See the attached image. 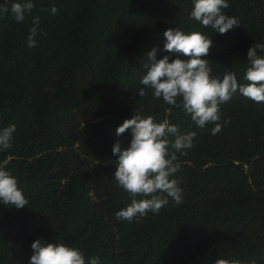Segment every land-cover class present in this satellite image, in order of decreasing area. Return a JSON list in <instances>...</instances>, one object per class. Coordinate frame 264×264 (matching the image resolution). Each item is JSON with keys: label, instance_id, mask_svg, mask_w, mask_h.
<instances>
[{"label": "trees", "instance_id": "obj_1", "mask_svg": "<svg viewBox=\"0 0 264 264\" xmlns=\"http://www.w3.org/2000/svg\"><path fill=\"white\" fill-rule=\"evenodd\" d=\"M15 2L23 0H0L9 9L0 14V128L16 125L0 162L9 161L28 206L0 203V264H29L38 238L101 264H264V104L235 95L221 105L214 135L215 125L197 127L140 84L154 47L157 59L177 57L163 51L170 27L211 37L212 74L235 72L246 83L247 51L264 42V0H228L224 12L240 25L226 34L191 20L192 0H33L22 22ZM82 110L99 123L82 124ZM137 112L197 135L186 155L177 153L184 202L169 198L159 213L129 222L115 215L131 198L113 176L112 148L128 146L130 130L117 137L116 129Z\"/></svg>", "mask_w": 264, "mask_h": 264}, {"label": "clouds", "instance_id": "obj_2", "mask_svg": "<svg viewBox=\"0 0 264 264\" xmlns=\"http://www.w3.org/2000/svg\"><path fill=\"white\" fill-rule=\"evenodd\" d=\"M193 7L189 18L204 28H211L220 34L240 25V21L224 12L230 7L228 0H192ZM35 7L33 0H23L11 5V13L17 22L25 20L26 13ZM9 9L0 6V14ZM57 9L52 8L55 14ZM33 26L27 37V46L36 47L34 37L38 34L39 17L33 18ZM163 51L178 54L175 59L168 55L157 59V48L147 53V63L143 65L145 74L140 84L152 89L155 99L172 107L180 108L190 115L195 125L203 129L206 125H215L211 132L222 130L221 105L229 102L235 95L256 103L264 104V42H255L247 51L248 66L239 83L235 72H228L223 77L214 76L208 56L213 40L200 31L185 32L170 27L163 32ZM180 55L189 57L181 59ZM147 93L144 88L139 96ZM225 120L224 123H229ZM131 133L127 147H122L117 140L112 148L116 156V168L113 174L116 183L128 197L130 204L115 213L125 221L145 217L149 212L159 213L169 203V198L180 205L184 202L180 181L175 178L181 165L177 162V153L186 155L194 146L195 131L181 134L179 126L168 120L157 122L152 115L134 113L125 119L116 129L120 137L126 131ZM15 124L0 128V151L12 147ZM9 161L0 162V203L17 209L28 206L23 191L18 186L17 178L7 169ZM137 197H143L137 199ZM32 255L29 264H101L99 256L86 259L84 252L66 243L47 242L36 239L31 244ZM214 264H241L239 260L217 258ZM253 264L255 262L253 261Z\"/></svg>", "mask_w": 264, "mask_h": 264}, {"label": "rangeland", "instance_id": "obj_3", "mask_svg": "<svg viewBox=\"0 0 264 264\" xmlns=\"http://www.w3.org/2000/svg\"><path fill=\"white\" fill-rule=\"evenodd\" d=\"M78 118L82 124L83 123H94L97 125L100 121V119L97 118L96 115L88 114L87 112H84L83 110L79 111Z\"/></svg>", "mask_w": 264, "mask_h": 264}]
</instances>
